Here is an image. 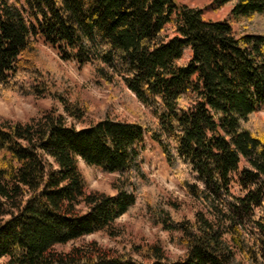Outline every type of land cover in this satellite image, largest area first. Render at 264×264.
<instances>
[{"label": "trees", "instance_id": "1", "mask_svg": "<svg viewBox=\"0 0 264 264\" xmlns=\"http://www.w3.org/2000/svg\"><path fill=\"white\" fill-rule=\"evenodd\" d=\"M212 4L233 23L264 19V0ZM40 44L129 95L137 121L90 117ZM47 97L62 113L0 116V264H264V30L237 34L176 0H0V99ZM145 137L192 207L151 181ZM78 161L112 175L114 194L89 190ZM123 215L182 255L127 231ZM95 233L129 250L73 245Z\"/></svg>", "mask_w": 264, "mask_h": 264}, {"label": "rangeland", "instance_id": "2", "mask_svg": "<svg viewBox=\"0 0 264 264\" xmlns=\"http://www.w3.org/2000/svg\"><path fill=\"white\" fill-rule=\"evenodd\" d=\"M178 4L187 5L192 8H198L203 12L205 20H228L232 26L233 32L239 34L250 31H263L264 19L256 18L252 21L233 23L228 16L227 8L217 9L212 4V0H176ZM41 49L49 54L54 59H57L55 50L40 44ZM58 64L64 74L75 83L83 98L93 106V113L90 117L98 118L107 112L117 116L119 119L127 122L137 121L139 105L129 96L122 93L120 90H107L95 78L89 66H79L76 62L60 61ZM55 107L58 112L62 113L61 106L50 98H18L13 103H7L0 99V116L11 120L25 122L27 119L39 116L43 111ZM260 120L264 119V106L257 113ZM143 168L151 181L155 184L158 191L172 200L176 199L190 205L191 200L179 188L177 181L173 178L168 170L164 157L157 145L151 142L148 137H145L142 144ZM78 168L83 178L85 179L88 189L92 191L102 192L108 195H113L111 188L112 175L103 174L98 169H93L85 166L81 161H78ZM117 223L133 233V235L141 236L145 241L152 242L157 240L162 248L172 256H181L182 251L170 243L169 234L162 231L159 227H152L143 218L131 217L123 215ZM89 241H96L98 245L105 248L118 250L123 249L128 251L129 248L124 239H111L103 233H95L73 243V245H81ZM72 246L68 244L59 249L67 250ZM137 258L136 256H134Z\"/></svg>", "mask_w": 264, "mask_h": 264}]
</instances>
